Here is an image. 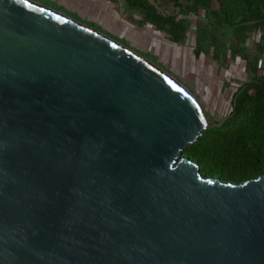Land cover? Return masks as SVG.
I'll return each instance as SVG.
<instances>
[{
  "label": "water",
  "instance_id": "obj_1",
  "mask_svg": "<svg viewBox=\"0 0 264 264\" xmlns=\"http://www.w3.org/2000/svg\"><path fill=\"white\" fill-rule=\"evenodd\" d=\"M207 127L133 49L0 0V264H264V175L203 173Z\"/></svg>",
  "mask_w": 264,
  "mask_h": 264
},
{
  "label": "rangeland",
  "instance_id": "obj_2",
  "mask_svg": "<svg viewBox=\"0 0 264 264\" xmlns=\"http://www.w3.org/2000/svg\"><path fill=\"white\" fill-rule=\"evenodd\" d=\"M161 4L165 9L175 6L167 0H161ZM183 5L186 9L181 17L191 27L186 34L187 45L183 44L185 57L182 60H162L139 47L125 46L175 78L201 107L208 127L202 139L185 150V156L197 163L203 173L216 179L234 181L222 176L221 171L223 162L234 164V159L226 158L229 143L238 136L246 139L251 134L264 131V95L256 89L249 91L251 100L243 112L232 116L236 92L249 82L264 80V22L227 26L209 4L204 8L195 0H184ZM61 13L117 41L116 37L106 33L107 29L89 25L86 23L89 20L85 22L80 14L77 18L76 13ZM225 118L231 119L230 123L218 126Z\"/></svg>",
  "mask_w": 264,
  "mask_h": 264
},
{
  "label": "crops",
  "instance_id": "obj_3",
  "mask_svg": "<svg viewBox=\"0 0 264 264\" xmlns=\"http://www.w3.org/2000/svg\"><path fill=\"white\" fill-rule=\"evenodd\" d=\"M36 1V3L47 5L55 11L59 10L67 14L76 13V16L80 14L84 20L86 19L85 22L89 20L86 23L99 29H107L106 33L116 37L117 41L123 45L139 47L162 60L172 58L175 61H180L185 57L183 44L187 43L186 34L191 26L188 27V22L181 17L184 13L183 10L186 9L183 5L184 0H167L175 5H170V8L167 9L163 7L161 0H152L153 5L157 8V15L162 16L165 21L167 20L166 23L160 20L158 22L152 21L147 15V9L132 5L130 0ZM197 4L199 6L209 4L213 11H217L215 1ZM217 17L220 18L218 15ZM170 20L184 27L183 38H177V35L173 33Z\"/></svg>",
  "mask_w": 264,
  "mask_h": 264
},
{
  "label": "trees",
  "instance_id": "obj_4",
  "mask_svg": "<svg viewBox=\"0 0 264 264\" xmlns=\"http://www.w3.org/2000/svg\"><path fill=\"white\" fill-rule=\"evenodd\" d=\"M196 3L206 4L211 1L217 3V15L224 19V24L234 26L236 24L249 25L262 24L264 21V0H195ZM131 4L142 9H147V15L152 21L167 22L157 15V8L152 0H130ZM172 19V18H170ZM172 31L177 38H183L184 27L170 20ZM258 90L264 95V80L252 81L243 85L234 95L232 116H237L251 100L249 91ZM227 118L225 125L230 123ZM226 158L234 159V164L223 162L222 176L234 181H245L264 175V131L249 135L244 139L238 136L231 140L227 148Z\"/></svg>",
  "mask_w": 264,
  "mask_h": 264
}]
</instances>
